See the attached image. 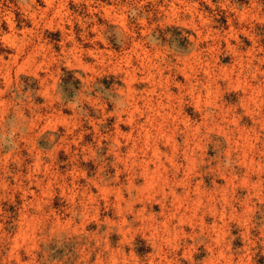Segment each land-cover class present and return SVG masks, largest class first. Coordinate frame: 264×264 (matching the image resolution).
I'll list each match as a JSON object with an SVG mask.
<instances>
[{
    "label": "rangeland",
    "instance_id": "1",
    "mask_svg": "<svg viewBox=\"0 0 264 264\" xmlns=\"http://www.w3.org/2000/svg\"><path fill=\"white\" fill-rule=\"evenodd\" d=\"M0 264H264V0H0Z\"/></svg>",
    "mask_w": 264,
    "mask_h": 264
}]
</instances>
